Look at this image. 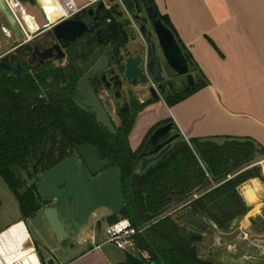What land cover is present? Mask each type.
<instances>
[{"label": "trees", "instance_id": "trees-1", "mask_svg": "<svg viewBox=\"0 0 264 264\" xmlns=\"http://www.w3.org/2000/svg\"><path fill=\"white\" fill-rule=\"evenodd\" d=\"M141 1L159 15L153 0ZM160 18L174 31L166 16ZM194 67L196 93L207 82ZM77 71L71 61L65 68L45 65L19 80L0 73V178L18 203L20 221L43 206L39 176L88 144L121 174L125 206L107 225L127 219L136 229L146 228L135 238L137 253L126 254L121 264H214L199 258L198 246L213 232L228 234L246 216L238 188L262 180L256 163L264 149L250 139L180 137L137 173L138 152L128 145L134 115L122 118L115 135L97 126L71 100Z\"/></svg>", "mask_w": 264, "mask_h": 264}, {"label": "crops", "instance_id": "crops-1", "mask_svg": "<svg viewBox=\"0 0 264 264\" xmlns=\"http://www.w3.org/2000/svg\"><path fill=\"white\" fill-rule=\"evenodd\" d=\"M9 1H12L20 23L25 29L27 26L31 35L36 27L34 21L24 14L27 10L18 0ZM60 1L46 0V3L58 12L55 5H60ZM153 2L158 13L168 18L178 39L207 82L204 88L173 108L162 107L161 111L149 109V113H154L153 124L169 117L185 141L211 139L222 143L225 138L250 139L264 149V0ZM13 47L5 53L11 52ZM138 122L139 119L134 128ZM238 192L248 208L239 226L244 236L237 239V243H240L245 242L248 235L251 237L248 228L252 223L264 221V182L249 180L238 188ZM110 215L107 211L100 220H96V226L101 229L103 225L106 229V219ZM92 239L94 244L80 247L78 251H75V246H83V243L72 242L67 248L60 249L50 248L48 242L42 245L39 241H32L39 264H121L126 254H133L130 253L133 248L121 251L112 245L114 250L105 251L103 248L107 243L98 244L95 237ZM219 241L223 242V246L219 245ZM214 247L217 248L216 253L229 250L236 259L253 260L264 253V244L260 243L251 244L252 252L246 250L236 256L235 244L229 245L221 238H214L207 243L204 256ZM39 249L47 250L46 258ZM54 253H60L58 258ZM216 253H213V257ZM204 256L199 253V257Z\"/></svg>", "mask_w": 264, "mask_h": 264}, {"label": "flooded vegetation", "instance_id": "flooded-vegetation-1", "mask_svg": "<svg viewBox=\"0 0 264 264\" xmlns=\"http://www.w3.org/2000/svg\"><path fill=\"white\" fill-rule=\"evenodd\" d=\"M18 1L21 6L25 3L32 6L36 2L35 0ZM137 2L139 3V13H137L132 0H109L105 3L100 2L102 6L96 4L79 10L71 17L75 16L80 22L85 24L86 31L77 40L57 41L50 33V27L53 24L48 23L30 35L28 48L17 43L12 51L3 57L15 55L19 59L24 69V75L21 78L25 75L33 76L37 69L45 65L65 68L72 61L76 64L78 70L74 89L70 94L73 104L82 112L90 115L97 126L107 131L97 123L95 114L90 112L91 107L86 105L83 102V96L77 93V87L85 82L105 111L115 131L121 124L122 118L127 115H134V128L138 119L145 116L153 117L154 113H149V109L154 111H161L162 107L170 109L193 96L195 94L192 90L195 86L196 71L194 61L186 47L179 42L174 31L160 18L162 15L159 14V16L155 12L156 18L160 19L163 25L173 34L186 59L188 72L184 76H178L166 66L161 57L155 36L151 32L149 21L147 23L142 22V19L146 18L145 10L148 6L141 0H137ZM143 4H145V7ZM142 25L145 26L144 34L140 31ZM58 48L63 53V57H59L60 51ZM149 53H151L150 58L154 63L153 75L147 67ZM45 55H47L46 58H44ZM3 57L0 58V61ZM128 60L136 61L134 62L135 68L146 79L145 83H141L139 78L131 79L127 77ZM157 64H159L160 70H158ZM96 66L99 68L98 70H95ZM2 72L13 76L6 71L0 70V73ZM187 76H191L192 85H189ZM13 77L15 78V76ZM155 78H159V80L156 81ZM168 124H172V134L179 132L171 118H163L151 126L142 141L134 149L130 148V133L128 137L129 148L132 152H138L136 172L139 169V156L151 150V147L147 146L150 136L159 127ZM85 145L78 147V149L83 148ZM78 149L74 155L76 164L81 167L83 162L78 156ZM98 154L103 162L109 163V166L105 167L104 170L113 169L111 163L104 160L99 151ZM90 177L95 178L93 176ZM60 190H65V187L61 186ZM41 202L43 205L44 201L41 200ZM46 205L54 206L55 202L48 200ZM63 220L75 232V229L68 221ZM64 221L63 224L65 225ZM68 234V239H71V234ZM61 243L58 244L60 248ZM216 256L217 254L214 257H209L208 261L210 262ZM261 259L262 257L255 258L256 261Z\"/></svg>", "mask_w": 264, "mask_h": 264}, {"label": "water", "instance_id": "water-1", "mask_svg": "<svg viewBox=\"0 0 264 264\" xmlns=\"http://www.w3.org/2000/svg\"><path fill=\"white\" fill-rule=\"evenodd\" d=\"M132 1L137 13H139V3L137 0ZM97 5L102 6V3L99 2ZM143 6L145 7V4ZM145 12L146 18L142 19V22L147 23L149 21L151 32L155 36L161 57L166 66L178 76L186 75L188 72L186 59L173 34L163 25L160 19L156 18V13L151 7H147ZM0 13L4 16L18 43L28 48L30 37L23 32L6 0H0ZM85 31V24L80 22L75 16L61 19L50 27V33L57 41H75L83 36ZM140 31L144 34V25L141 26ZM150 54L147 67L153 75L154 63L150 58ZM46 57L47 55L44 58ZM59 57H63L61 51ZM134 62L136 61H127V77L131 79L139 78L141 83H145L146 79L137 71ZM157 68L160 70L159 64H157ZM98 69L96 66L95 70ZM0 70L15 76L17 80L24 75V69L15 55L3 57L0 61ZM187 79L189 85H192L193 80L191 76H187ZM155 80L157 81L159 78H155ZM77 93L83 96V102L91 107L90 112L95 114L97 123L110 134H116L115 128L105 111L85 82L77 87ZM180 137H182L180 132L172 134V124L159 127L155 130L147 142V146H150L151 150L139 156L140 163L137 173L143 172L149 164L159 160L171 149L173 142ZM78 156L83 162V166L78 167L75 155L70 156L65 161L40 175L36 183L37 194L44 201V208L42 209L43 218L58 244L69 238L62 219L67 220L78 231L82 226L88 224L90 217L97 210L106 209L111 215H116L125 206L120 186V172L114 169L104 170L105 167L109 166V163L103 162L99 157L97 149L91 145L79 148ZM90 176L95 178H91ZM61 186H64L65 190L61 191ZM48 200H53L55 205L47 206L46 202ZM219 245L223 246V242L219 241ZM216 252L217 248L214 247L208 250L206 256L199 258L208 261V258L212 257L213 253ZM216 254V258L210 260L214 264H264V253L260 255L262 259L259 261L255 259L233 258L227 249Z\"/></svg>", "mask_w": 264, "mask_h": 264}, {"label": "rangeland", "instance_id": "rangeland-1", "mask_svg": "<svg viewBox=\"0 0 264 264\" xmlns=\"http://www.w3.org/2000/svg\"><path fill=\"white\" fill-rule=\"evenodd\" d=\"M35 4L30 6L27 5L26 3L22 5V8L27 10V13H24L28 18H31L34 21L36 29L34 32L42 28V25L46 22L47 16L49 15L50 11L46 10V6L44 3H42V0H35ZM38 1H40L42 4H40ZM74 3L78 6L81 7L82 5L85 4V0H73ZM12 2V1H11ZM14 4L16 5L15 1ZM40 6V8L38 7ZM57 20L53 21V23L57 22ZM2 28H7L10 29L4 16L0 13V58L3 57L6 53L7 50H9L11 47L17 45L18 41L14 34L11 32V36L7 37L3 32ZM27 31V30H26ZM28 35L30 33L27 31ZM57 65V64H56ZM150 118V119H149ZM142 117L139 119V122L136 126V128L133 129V132H131V135L129 137V144L130 148L131 147H136L137 144H139L144 136L146 135L148 129L153 125L154 118L152 117ZM149 121V122H148ZM152 123V124H150ZM150 124V125H148ZM258 162L256 163L260 169H261V174H262V180L264 182V171L262 170V166L260 163L264 160L263 157H258L257 158ZM23 193V190H21ZM44 206L41 207V209L30 219H25L23 222L25 223L28 232L32 238V240L39 241L42 245L45 242H48L47 244L50 246V248L54 247H59L57 242L55 241V238H53L52 232H50V229L46 223V221L43 218L42 215V209ZM107 213L106 209H99L97 210L89 219L88 224L82 226L78 231L75 230V232L72 231V228L66 224V232L71 234V239L63 240L61 243V248L60 249H65L68 246H70L73 243H83V246H75V251H78L80 247H85V245H90L92 243V237H95L97 239L95 242L103 243L106 241V233L105 229L103 228V225L100 228H97L96 220H100L103 215ZM264 218V216H263ZM22 220L20 218V212H19V207L18 203L15 199V197L12 195V193L8 190L6 185L3 183V181L0 178V232L4 229H6L8 226ZM122 220V219H120ZM119 221V220H118ZM117 221V222H118ZM261 222L263 220H260ZM260 221H257L254 226H250L248 229L250 230V235L246 237L247 240L245 242L240 241V243H237L239 238H244L242 235L241 229H239L240 222L238 221L232 225V230L228 234H220L218 232H213L212 235H206L203 242L198 246L199 248V253L201 255H205L206 253V246L209 240L214 239V238H221L225 243L229 245H234L237 246L236 248V256L241 255L243 252L246 250H250V252L253 251L251 244L253 245H259L260 243L264 244V225L260 224ZM264 222V221H263ZM105 223V222H103ZM238 239V240H237ZM84 241V242H82ZM87 242V243H86ZM89 243V244H88ZM105 251L106 250H114L111 244H105V247L103 248ZM42 253V255L47 257V250L45 249H39ZM130 253H133L134 255L137 253V250L133 248V251ZM38 254V253H37ZM58 254L60 253H54L53 255L58 258ZM62 254V252H61ZM64 255V254H62ZM68 256V255H67ZM69 257V256H68Z\"/></svg>", "mask_w": 264, "mask_h": 264}, {"label": "built area", "instance_id": "built-area-1", "mask_svg": "<svg viewBox=\"0 0 264 264\" xmlns=\"http://www.w3.org/2000/svg\"><path fill=\"white\" fill-rule=\"evenodd\" d=\"M109 0H85V4L78 7L73 0H67V14L59 18L65 19L71 17L79 10L96 5L99 2H107ZM15 18L20 24L23 32L28 35L26 29L20 23L14 7L9 0H6ZM2 32L7 36H11V32L7 28H2ZM264 165V160L260 163ZM264 171V166H262ZM146 228L136 229L127 219L119 220L116 223L106 227V241L104 243L111 244L118 250L125 251L134 248L135 238L137 235L145 231ZM92 243L94 241L92 239ZM0 264H39L37 259V250L28 229L23 221H18L0 232Z\"/></svg>", "mask_w": 264, "mask_h": 264}, {"label": "bare ground", "instance_id": "bare-ground-1", "mask_svg": "<svg viewBox=\"0 0 264 264\" xmlns=\"http://www.w3.org/2000/svg\"><path fill=\"white\" fill-rule=\"evenodd\" d=\"M40 4H42L40 1H38ZM43 2H44V4H46V6L48 5L47 3H46V0H43ZM66 2H67V0H61L60 1V5H59V3H56V5H55V7H56V9L58 10V12H56V11H54L51 7L49 8H47V7H45L43 4V7L46 9V10H49L50 11V13H49V15L47 16V19H46V22L42 25V27L45 25V24H47V23H52L53 21H55V20H57V19H59V18H61V17H63L65 14H67V11H68V8H67V6H66ZM12 3V2H11ZM60 7H61V9H60ZM26 26V25H25ZM26 30H28V28H27V26H26Z\"/></svg>", "mask_w": 264, "mask_h": 264}]
</instances>
